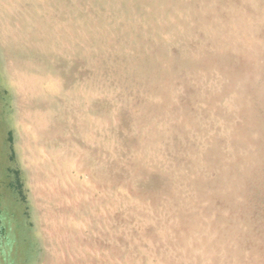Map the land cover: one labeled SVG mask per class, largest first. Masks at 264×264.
I'll list each match as a JSON object with an SVG mask.
<instances>
[{
	"label": "rangeland",
	"instance_id": "1",
	"mask_svg": "<svg viewBox=\"0 0 264 264\" xmlns=\"http://www.w3.org/2000/svg\"><path fill=\"white\" fill-rule=\"evenodd\" d=\"M0 264H264V0H0Z\"/></svg>",
	"mask_w": 264,
	"mask_h": 264
},
{
	"label": "trees",
	"instance_id": "2",
	"mask_svg": "<svg viewBox=\"0 0 264 264\" xmlns=\"http://www.w3.org/2000/svg\"><path fill=\"white\" fill-rule=\"evenodd\" d=\"M9 141H12V136L10 134L9 136ZM10 161H13L14 160V154H13V149H11V153H10V157H9ZM9 172L13 173L14 176H15V179H14V188H17L21 194V197L23 200H25V197L23 195V192H22V183H21V175H20V172L18 170H13L12 168H9L8 169Z\"/></svg>",
	"mask_w": 264,
	"mask_h": 264
}]
</instances>
